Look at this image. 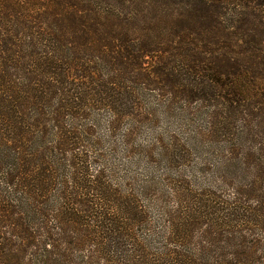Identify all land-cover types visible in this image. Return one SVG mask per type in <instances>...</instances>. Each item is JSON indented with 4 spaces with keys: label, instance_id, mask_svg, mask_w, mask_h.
Wrapping results in <instances>:
<instances>
[{
    "label": "trees",
    "instance_id": "trees-1",
    "mask_svg": "<svg viewBox=\"0 0 264 264\" xmlns=\"http://www.w3.org/2000/svg\"><path fill=\"white\" fill-rule=\"evenodd\" d=\"M193 101L248 174L223 199L127 138ZM0 264H264V0H0Z\"/></svg>",
    "mask_w": 264,
    "mask_h": 264
},
{
    "label": "rangeland",
    "instance_id": "rangeland-1",
    "mask_svg": "<svg viewBox=\"0 0 264 264\" xmlns=\"http://www.w3.org/2000/svg\"><path fill=\"white\" fill-rule=\"evenodd\" d=\"M153 88L149 90H153ZM154 92L158 95V92L155 90L149 93L152 95ZM179 92L180 90H177V92L165 94V98L184 100L185 98L181 97L182 95ZM159 93L161 94L160 90ZM140 96L143 97V93L140 92ZM142 99L144 98H141V100ZM203 105H205V103H199L198 101H193L190 104H188V102H185V104L174 103L173 111L167 109L164 111L166 115L161 114L154 116L152 122L148 123L143 121L137 128H131L135 130L139 129L141 133H136L134 137L130 134L127 138L130 141L133 139L132 143L138 147L135 150L136 156L145 163H148L149 158L152 156V154H148L147 156L145 151L149 152V148H154V151L157 150V157L158 154L164 150V147H166L168 152L160 153V156L162 154L166 158L178 159V165L185 164V167L187 166L186 168H182V170H188L187 173L191 176L190 188L195 196L205 199L206 197L212 198L211 194H214L220 197V199H223L224 195L231 196L235 194L236 186L234 181L242 176L247 177L248 174L234 171L235 175H229V173H233L232 161L238 159V156L228 148V135L222 136L220 134L222 126L220 127L216 124L209 132H206L208 128L206 123L207 113L202 109L201 106ZM173 114H175L176 117ZM104 120L107 121V117L104 118ZM121 125L122 126L119 128H107V135L103 138L101 137V140H115L114 138H116L115 141L118 144L120 136L127 133L130 129L125 128L126 126L123 124ZM148 129L151 130L152 133H148ZM151 134H153L152 138L149 137ZM110 136H112V138ZM122 145H125V143L121 144V148ZM174 165L175 163H171L169 168L173 170ZM155 169L156 168H154V170ZM141 174L143 175L142 171ZM154 174L158 182L161 178V170L155 171ZM114 175L118 181L122 183L135 180L132 178L133 174H131V172L129 173L127 170L118 171ZM149 176L150 175H148V177ZM145 177L146 175L144 174L142 179ZM144 184L146 186L147 182ZM155 188L156 187L149 186L150 192H147V194L153 195L151 191ZM153 193L155 194L156 191ZM157 195L160 196L158 192ZM148 216L151 221L150 225L155 224L156 226L157 222V229H159V210L157 212L149 210Z\"/></svg>",
    "mask_w": 264,
    "mask_h": 264
}]
</instances>
